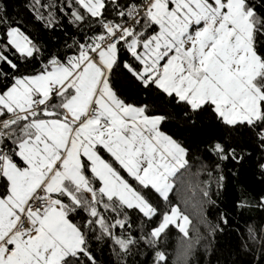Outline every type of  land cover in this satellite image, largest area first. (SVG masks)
<instances>
[{
	"label": "snow or ice",
	"instance_id": "1",
	"mask_svg": "<svg viewBox=\"0 0 264 264\" xmlns=\"http://www.w3.org/2000/svg\"><path fill=\"white\" fill-rule=\"evenodd\" d=\"M0 264H264V0H0Z\"/></svg>",
	"mask_w": 264,
	"mask_h": 264
}]
</instances>
